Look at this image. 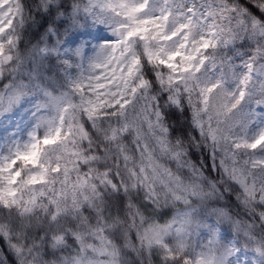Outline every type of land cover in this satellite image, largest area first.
Here are the masks:
<instances>
[{
	"label": "snow or ice",
	"instance_id": "obj_1",
	"mask_svg": "<svg viewBox=\"0 0 264 264\" xmlns=\"http://www.w3.org/2000/svg\"><path fill=\"white\" fill-rule=\"evenodd\" d=\"M242 257L264 264V0H0V264Z\"/></svg>",
	"mask_w": 264,
	"mask_h": 264
},
{
	"label": "clouds",
	"instance_id": "obj_2",
	"mask_svg": "<svg viewBox=\"0 0 264 264\" xmlns=\"http://www.w3.org/2000/svg\"><path fill=\"white\" fill-rule=\"evenodd\" d=\"M215 205L213 204H208L207 205V210H210L212 207H214ZM206 209H201V212H204ZM212 219L214 220L215 217L213 216ZM68 254V250H65V252L63 253H57V255H67ZM54 259L53 257H49V260ZM56 264H60L59 261H56ZM129 264H135V258L129 260ZM240 264H244V258H241Z\"/></svg>",
	"mask_w": 264,
	"mask_h": 264
},
{
	"label": "trees",
	"instance_id": "obj_3",
	"mask_svg": "<svg viewBox=\"0 0 264 264\" xmlns=\"http://www.w3.org/2000/svg\"><path fill=\"white\" fill-rule=\"evenodd\" d=\"M154 260H155V258H154Z\"/></svg>",
	"mask_w": 264,
	"mask_h": 264
}]
</instances>
